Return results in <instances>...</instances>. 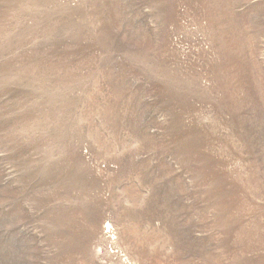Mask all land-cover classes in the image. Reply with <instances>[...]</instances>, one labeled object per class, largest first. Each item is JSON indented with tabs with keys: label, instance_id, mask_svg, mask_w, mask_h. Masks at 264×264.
I'll return each instance as SVG.
<instances>
[{
	"label": "rangeland",
	"instance_id": "1",
	"mask_svg": "<svg viewBox=\"0 0 264 264\" xmlns=\"http://www.w3.org/2000/svg\"><path fill=\"white\" fill-rule=\"evenodd\" d=\"M0 264H264V0H0Z\"/></svg>",
	"mask_w": 264,
	"mask_h": 264
}]
</instances>
